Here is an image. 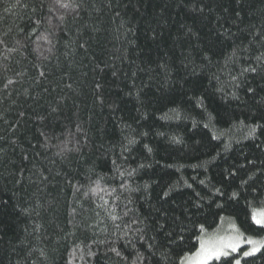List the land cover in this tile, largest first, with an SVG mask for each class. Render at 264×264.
<instances>
[{
    "label": "trees",
    "instance_id": "trees-1",
    "mask_svg": "<svg viewBox=\"0 0 264 264\" xmlns=\"http://www.w3.org/2000/svg\"><path fill=\"white\" fill-rule=\"evenodd\" d=\"M263 208L264 0H0V264H181Z\"/></svg>",
    "mask_w": 264,
    "mask_h": 264
},
{
    "label": "rangeland",
    "instance_id": "rangeland-1",
    "mask_svg": "<svg viewBox=\"0 0 264 264\" xmlns=\"http://www.w3.org/2000/svg\"><path fill=\"white\" fill-rule=\"evenodd\" d=\"M262 214H264V208L254 211L252 215V219L253 216L255 215L256 220L264 221V215ZM256 220L253 219V222L256 225L264 227V223H257ZM202 241L205 242L207 246L214 247L219 250L218 255H213L210 259L207 260L206 264L214 260H219L221 257L225 256L224 253H226L227 255L228 253H233L238 251L240 248H244L243 255H245V252H251L253 248V244L249 243L248 241L257 242L253 239L245 238L232 221L229 220L223 221L215 231L201 236L197 251L189 255L181 264H197V262L200 259L197 253L201 251ZM257 243L262 244V242H257ZM230 244L236 245L235 251H233L232 248L229 246Z\"/></svg>",
    "mask_w": 264,
    "mask_h": 264
},
{
    "label": "snow or ice",
    "instance_id": "snow-or-ice-1",
    "mask_svg": "<svg viewBox=\"0 0 264 264\" xmlns=\"http://www.w3.org/2000/svg\"><path fill=\"white\" fill-rule=\"evenodd\" d=\"M264 215V214H262ZM253 219L256 220L255 215L253 216ZM257 223H264V221L261 220H256ZM249 243L253 244V248L251 252H245V255H251L254 252L259 250V247L264 246L262 244H258L257 242L254 241H248ZM233 251L236 250V245L235 244H230L229 245ZM219 250L214 247H209L206 245L205 242H201V251L197 253L198 257H200L199 261L197 264H206L207 260L210 259L213 255H218ZM226 255V253H224ZM236 264H239V261L236 262Z\"/></svg>",
    "mask_w": 264,
    "mask_h": 264
}]
</instances>
